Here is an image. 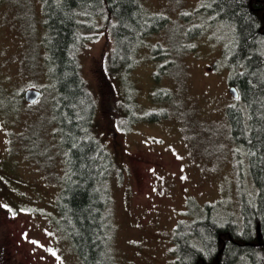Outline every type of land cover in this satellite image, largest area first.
<instances>
[{
	"label": "rangeland",
	"instance_id": "1",
	"mask_svg": "<svg viewBox=\"0 0 264 264\" xmlns=\"http://www.w3.org/2000/svg\"><path fill=\"white\" fill-rule=\"evenodd\" d=\"M139 2L168 23L137 46L129 72H108L114 40L100 23L99 36L80 47L79 60L95 99L96 136L111 150L110 134L118 132L125 149L120 162L127 168L110 186L111 261L175 264L171 236L178 222L206 219L207 205L213 207L211 218L237 220L241 190L252 192L247 156L231 140L226 115L227 106L242 105L227 88L231 31L209 23L205 0ZM43 34L38 1L0 0V168L14 181L18 200L45 212L42 217L23 209L9 231L30 262L81 264L71 239L57 228L64 225L58 205L65 166L49 106ZM159 45L169 51L155 62L151 50ZM165 62L170 63L160 75ZM29 89L42 93L32 105L23 98ZM159 89L170 91L173 102H155ZM116 111L136 119L119 128ZM135 163L140 184L133 176ZM39 198L37 205L33 199Z\"/></svg>",
	"mask_w": 264,
	"mask_h": 264
},
{
	"label": "trees",
	"instance_id": "2",
	"mask_svg": "<svg viewBox=\"0 0 264 264\" xmlns=\"http://www.w3.org/2000/svg\"><path fill=\"white\" fill-rule=\"evenodd\" d=\"M36 1L41 4L51 79L49 106L65 166L58 205L64 225L57 228L71 239L81 264H113L108 213L111 179L127 167L96 136L95 99L81 73L80 47L99 36L100 23L114 40L107 70L113 76L117 69L125 74L136 65L137 46L163 30L168 20L147 12L139 0ZM202 11L210 14L209 23L231 31L225 60L230 67L228 80L237 87V104L242 108L228 107L226 115L231 140L247 156L253 189L241 190L237 220L211 218L213 207L207 205L206 219L178 222L171 236L172 254L175 264H264V0H205ZM168 51L159 45L151 54L157 62ZM169 63L157 73L164 74ZM160 77L155 75L156 80ZM159 90L155 102H173L170 91ZM117 115L119 128L121 123L129 127L136 119ZM0 173L8 176L1 168ZM3 189L0 186V192Z\"/></svg>",
	"mask_w": 264,
	"mask_h": 264
},
{
	"label": "flooded vegetation",
	"instance_id": "3",
	"mask_svg": "<svg viewBox=\"0 0 264 264\" xmlns=\"http://www.w3.org/2000/svg\"><path fill=\"white\" fill-rule=\"evenodd\" d=\"M231 87H235L237 89V87L232 85L228 80V85H227L228 90ZM41 94L42 93H40V97H41ZM235 101L237 102L238 99ZM232 106H235V105H232ZM228 107H231V106H227L226 108ZM118 134H119L118 132H114L110 134V148H111L112 153L115 156H117V158H119V161H120V157L124 155L125 149L122 147V143H121L122 140L118 138ZM136 163L132 169L133 176L135 177L136 183L140 184L141 183L140 172H139V167L136 165ZM1 176L3 177V179H6L7 177L8 180L6 179V181H1L2 179ZM18 185L22 186V184H18ZM0 186L4 188L0 192V199L5 200L3 205L0 204V264H35L34 262H30V259L28 258L26 254L24 253L19 254L21 250V243L17 242L16 236L12 233V231H9V230H12L13 228H15V225L17 223V217L20 215L23 209H26V210L28 209L31 212L34 211L42 215V217H44L45 212H43L42 209H39L40 206L34 209V206L32 205V203L26 199L24 201L18 200L14 196V193L18 191L15 188L16 186L14 185V181L11 180V178H9L7 175L1 174V173H0ZM6 194L8 196H6ZM33 200L36 201L37 205H39L42 199L39 198V200L37 199H33ZM26 204L27 205L30 204L28 205V208L27 206H25ZM3 225L9 226L8 231L2 230Z\"/></svg>",
	"mask_w": 264,
	"mask_h": 264
},
{
	"label": "water",
	"instance_id": "4",
	"mask_svg": "<svg viewBox=\"0 0 264 264\" xmlns=\"http://www.w3.org/2000/svg\"><path fill=\"white\" fill-rule=\"evenodd\" d=\"M228 93L235 100H237L239 98V93L235 87H231L228 90ZM23 98L27 104L32 105V104L36 103L38 101V99L40 98V91L34 90V89L26 90L23 94Z\"/></svg>",
	"mask_w": 264,
	"mask_h": 264
}]
</instances>
